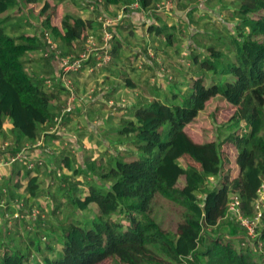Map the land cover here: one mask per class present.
<instances>
[{
    "label": "trees",
    "instance_id": "trees-1",
    "mask_svg": "<svg viewBox=\"0 0 264 264\" xmlns=\"http://www.w3.org/2000/svg\"><path fill=\"white\" fill-rule=\"evenodd\" d=\"M102 1L94 12L120 4H127L125 11L129 12L135 3L142 11L158 10L156 0ZM232 1L230 9L240 21L231 38L234 61H228L227 55L213 45L198 53L197 48L193 49L188 71L194 83L186 99L175 104L173 101L179 95L173 94V101L142 98L137 105L124 107L130 111L131 119L119 132L122 138L132 139L131 149L123 152L127 160L106 152L108 166L104 168L100 162L88 164L93 158L91 155L86 160L85 171L73 167L78 158L72 152L62 155V168L69 171L74 168V172L72 177L60 175L59 181L51 185L67 199L66 204L61 202L55 207L53 214L58 213L61 218L66 206L73 215L96 205L98 216L84 220L72 218L61 226L44 221L40 215L31 217L35 233L26 238L18 234V244L19 239H12L4 247L7 250L0 251V264H34L35 255L43 258L37 264H100L112 256L125 264H264V254L258 249L259 243L264 248V214L254 247L242 246L247 230L228 208L236 196L243 217L253 219L258 191L264 183V0ZM176 2L186 9L194 0ZM22 4L40 9L41 30L36 35L14 36L7 31L6 24L12 19V13L20 14ZM51 9L50 0H0V135L5 136L9 115L16 136L11 143L16 152L41 140L42 128L55 125L59 115L45 86L47 78L56 73V58L53 55L46 58L43 54L47 48L46 34L57 44V40L61 42L66 48L65 56L79 55L80 46L84 50L87 34L93 29L92 21L70 15L63 16L60 26H55L52 23L55 12ZM149 32L161 36L165 28L153 24ZM122 44L112 43L114 57ZM32 52H42L40 58L51 67L45 78L29 73L27 65L34 59L26 56ZM144 54L149 60L147 51ZM214 97L236 107L237 113L232 123L218 129L217 140L200 143L189 133L188 125L196 121ZM66 118L60 131L49 130V134L60 137L61 129H67ZM226 146L237 151L238 173L223 187L204 192L212 182L211 177L222 176V148ZM181 161L188 165L183 166ZM26 170V197L22 200L28 203L40 197L44 190L39 172ZM84 171L97 179L91 180L87 175L83 181L72 182ZM14 187L23 189L21 181H15ZM79 187H83L80 196ZM5 198L8 205L4 204ZM13 200L0 190L4 211ZM161 201L179 206L184 211L183 218L174 225L158 221L157 206ZM18 211L24 216L20 221L17 219L18 223H25V216L32 214L23 207ZM115 216L124 219L126 224L115 220ZM10 222L4 224L6 231ZM238 235H242L241 239H236ZM55 243L61 245L59 250Z\"/></svg>",
    "mask_w": 264,
    "mask_h": 264
},
{
    "label": "rangeland",
    "instance_id": "rangeland-1",
    "mask_svg": "<svg viewBox=\"0 0 264 264\" xmlns=\"http://www.w3.org/2000/svg\"><path fill=\"white\" fill-rule=\"evenodd\" d=\"M157 2V0H156ZM164 2V3H163ZM166 3V7L162 4ZM193 3V2H192ZM50 4L52 5L51 11H54L55 14L52 18V23L55 26H60L61 19L65 15H70L75 18H79L80 15L78 13V10L81 8L87 9L81 1L78 0H50ZM80 4V5H79ZM195 6L202 7L205 11L203 13H194L192 15V21L190 24H187L185 22L180 23L177 25L178 21L175 19L174 27L167 28L165 33L162 34V36H157L155 38L154 34H151L148 30V35L146 36V40H149V43H151V46L148 48L152 50V54L155 56V60L158 62V74H148V73H142L146 72L147 67L146 63H143V60L140 61L136 60L137 53L140 52V48L145 50L146 42L144 38L141 35V32H138L137 37L135 38L136 44L134 47L135 52H131L133 48L129 49V51L126 53L125 57L127 59L126 63H123L121 60L118 61L117 65H115L116 68L123 69L126 74H116V77L112 76L111 78L104 80L105 77L102 74H96L98 70H103L104 67H101L100 69H95L92 74L88 71L87 78L85 75H80L78 77L77 74L82 73L85 68H83L80 72H75L70 74L71 80L75 83V87L78 90L80 99L75 104V109L73 112H70L67 115V121H69L70 118L75 117L78 108L80 110L84 109L83 113H86V115H93L95 110H100L96 114V118L93 121L94 127L91 125L90 127V121L87 120L84 116L85 114L81 115V119L78 120L76 123V126L74 129H77L75 131V134L78 135V137L82 138L84 137L83 145L86 146L87 153H82V155H79L78 162L76 161L75 167H81L83 170L87 171L86 168L88 165H86V160L90 158L91 155H93V158L90 159V162L88 164H95L96 162H100L104 168L108 166L107 160L105 157L106 152H110L111 154H114L116 157L120 160H127L126 155L123 154L124 151L130 150V143L132 139L122 138L120 135V128L125 125L127 121H129L131 118L128 115L129 110L125 109L124 107L131 106V104L134 103V100H138L137 104L140 99L142 98H148L150 100H153L155 98L164 99L167 98L171 101H173V94H178L179 99H176L173 101L175 104H180L183 99L187 98L189 95V91L193 87V78L191 74L188 71L189 66L191 65V54L193 53V42L194 39L197 41V46L199 48L196 49L197 53L201 52V50H204V48L207 45H213L218 50L223 52L228 57V61H234V53H233V46L231 44V38L232 34L236 32V26L240 22L238 17L232 13L231 9L233 6L232 0H194ZM79 5V6H78ZM160 5L162 6V10H156L158 12L162 11H172L173 10V2L170 0H162L160 1ZM23 10H21L20 14L17 12L12 13V19L6 24L7 31L10 35L19 36L22 33L30 34V35H36L38 31L41 29V19H40V9H34V7L23 5ZM90 10V9H88ZM196 10V9H195ZM199 10V9H197ZM90 12H92L90 10ZM198 12V11H197ZM176 17V15H174ZM103 16H100L99 18V24L100 29L99 32L101 33L102 28V21L101 18ZM123 19V17H122ZM118 23H114L113 25H117ZM167 24V23H166ZM130 25V24H129ZM14 26V27H13ZM20 26V27H18ZM167 26V25H166ZM134 26L130 25L131 31H133V35H135L136 29L133 28ZM115 28L112 32V35L114 36ZM91 35V33L89 34ZM114 38H112L113 43ZM58 49L65 52V49L61 42L59 40ZM191 43V44H190ZM174 46V47H173ZM195 46V44H194ZM173 47V49H172ZM147 48V49H148ZM148 49V50H149ZM142 50V51H143ZM158 52H157V51ZM170 50L171 52H169ZM158 54H155V52ZM166 51V52H165ZM169 54H168V53ZM134 53V55H133ZM141 53V52H140ZM184 53L189 54L190 56H186ZM144 54V53H143ZM168 54V55H167ZM42 52H32L29 53L27 57H32L34 59V62H31L27 65V68L29 70V73L34 76L38 77H44L46 75V71L44 70V64L40 57H42ZM112 58L110 61H114V55L112 54L109 56ZM163 58L165 61H163ZM117 59V57H116ZM125 59V60H126ZM152 59V58H150ZM110 63V62H109ZM108 63V64H109ZM128 67L126 68L125 66ZM56 67L59 70V65ZM107 68V67H105ZM135 68V69H133ZM56 69V70H57ZM133 70H137V72H133ZM142 73V74H138ZM61 74V72H59ZM75 76V78H73ZM77 77V78H76ZM114 77V78H113ZM133 77V78H132ZM136 78H141L140 81L144 82L141 90L134 91L129 88H126V81L128 79L132 80H138ZM146 78V79H145ZM142 82L140 83L142 85ZM210 83H207V86H209ZM45 86L48 90V94L52 99V102L54 104V107L56 108V113L59 114L58 118L61 119V114L64 108L67 107V99L69 97V93L64 89V87L61 85L60 82L57 83V86L53 84V86L50 88L48 87L47 83H45ZM159 87V88H158ZM157 88V89H154ZM112 90V91H109ZM86 92H89L86 94ZM111 92L110 95L112 99L108 102H104L103 98L99 99V97L104 96L105 93ZM100 94V95H99ZM103 94V95H102ZM187 94V95H186ZM138 95V96H137ZM59 99V101H58ZM99 100V101H98ZM103 103V106L101 104ZM59 107L60 110L57 109ZM123 108V109H121ZM237 113V108L234 106H231L226 101H223L220 97H214L211 100L208 101L206 108L204 111L200 113L196 121L188 125V131L189 133L193 134L195 139L200 143H208L211 141L217 140V132L218 129L221 126H226L232 123V119ZM109 124H107V122ZM63 122V121H62ZM82 122V123H81ZM102 125H101V123ZM63 124V123H62ZM58 124V122H55V125L47 126L45 128H42V136L41 139L44 141V147L45 149L49 150L50 155H44L43 157L50 163V167L53 168V160H55V156L58 155V150L62 149L59 147V145L65 143V148H68L69 146H66L67 141L64 142V140H61L59 137H55V135H50L49 133L46 134V130H51L52 128H55L53 132H56L59 130L58 127H63ZM5 136L0 135V147L2 148L7 143L10 144L11 140H16L15 132H12L14 130V125L12 124V121L8 118L6 120V126H5ZM60 132L62 135L67 134V129H61ZM91 131L93 134L94 132L98 131V135L94 134L93 139L91 138L92 135L87 136L85 132L88 133V131ZM60 131V130H59ZM83 131V132H82ZM49 132V131H48ZM14 133V134H13ZM86 135V136H85ZM98 137H97V136ZM65 136V135H64ZM88 137V138H87ZM121 137V138H120ZM59 144V145H58ZM29 145V144H27ZM42 148V149H43ZM73 151V152H72ZM71 152L72 154H75V150L73 149ZM223 151V173L222 176L218 179H215L214 181L208 183L206 187L204 188V192H207L209 190L213 189H219L223 187L226 183L233 180L237 173H238V167L236 165V157H237V151L231 147L226 146L222 148ZM65 152V151H64ZM41 154V150L35 153V155ZM84 155V156H83ZM36 159L39 158V156H35ZM48 159V160H47ZM4 160V157L2 156L0 158V162ZM47 163V164H48ZM19 164V163H17ZM16 164V165H17ZM43 167H39L38 165L34 169V172L37 171H43L47 170V165ZM181 164L183 166H187L188 163L185 161H181ZM57 167L61 168L60 172L62 176H73L74 168L73 170H65L62 168V164H56ZM25 167L27 165H24ZM10 167L6 168L8 171ZM5 168H3L4 170ZM27 169V167H26ZM2 170V172H3ZM85 171L81 173L80 175H77V177H74V180L72 182H75L77 180H85L87 175L89 176V179H93V174L88 172L89 174H86ZM94 172V171H93ZM40 173V172H39ZM61 177L58 176L56 173H51L49 177V181L44 178V200L42 202H39L38 200H33V202L26 203V193L24 191L26 190L24 186H26V182H21L22 190L23 192H20V197L13 196V202H10L6 210L3 212V214L0 217V221L2 220L4 224L9 221V228L6 232L2 226H0V251H6L7 249L4 248L9 245V242L12 241V239L15 237L11 231L13 225L15 226L20 225L22 226L23 230L20 231L21 233L19 235L22 236V238H26L28 235H33L35 232L32 231L35 226L30 221L31 216L28 217L25 216V223L19 222V218H16L17 213H19V205L23 204L24 209H30L32 214L35 216L40 215L44 221L48 220L50 223H54L57 226H61L63 224H66L70 221L72 218L77 219H93L94 217L98 216V208L96 205H92L89 210L84 212H77L76 214L70 215L69 210L64 207L62 210L61 218H58V213L55 216L53 214V211L55 210V207L59 203H65L66 204V196L64 197L61 194H58L55 188L51 187L54 181H57V179ZM97 179L96 177H94ZM60 179V178H59ZM46 180V181H45ZM90 180V181H91ZM59 181V180H58ZM57 181V182H58ZM89 181V180H88ZM89 181V182H90ZM47 182V183H46ZM110 183L108 184L109 188ZM78 191L79 196L81 195L83 191V187H79ZM203 195V194H200ZM6 202L5 205H8L7 199H4ZM264 202V201H263ZM26 203V204H25ZM264 211V207L262 208ZM157 212H158V221L165 222L166 225H174L178 223L183 218V210L177 206L173 205L171 203H167L165 201H161L159 205L157 206ZM6 214L8 216H6ZM115 220L123 221L124 224H126L125 220L122 219L119 216L114 217ZM21 219H19L20 221ZM262 221V220H261ZM51 223V224H52ZM224 223V221L221 222V224ZM30 224V225H29ZM31 224L33 226H31ZM262 224V222L259 223V226ZM43 228L45 227V223L42 224ZM4 231H2V230ZM32 233H30V232ZM208 232H212L211 230H208ZM205 235H209L207 232ZM212 235V234H210ZM214 235V234H213ZM212 235V236H213ZM17 237V236H16ZM242 235H238L236 239H241ZM20 242V239L17 240V244ZM57 243V242H56ZM56 248L59 250L61 248L60 244H56ZM240 242H237L239 245ZM240 248V247H238ZM34 264L43 262V258L41 256L34 257ZM100 264H125L124 262L120 261L118 258L112 256ZM187 264V263H184Z\"/></svg>",
    "mask_w": 264,
    "mask_h": 264
},
{
    "label": "crops",
    "instance_id": "crops-1",
    "mask_svg": "<svg viewBox=\"0 0 264 264\" xmlns=\"http://www.w3.org/2000/svg\"><path fill=\"white\" fill-rule=\"evenodd\" d=\"M78 1H81V0H78ZM160 1H162V0H157V2H156V5L157 6L160 5ZM170 1L173 2V7H172L173 10L172 11H162V12H158L156 10H152V11H142L141 9H137V10H134V11H132V10L129 9L130 11L129 12L128 11L126 12L125 9H126V5L127 4L112 5V6H109V7H104L99 12H94V11L93 12H90V10L84 9V8L79 9L78 10V13L80 15L79 18H82L84 20H89V21H92L93 22V29L87 35H89L90 33L93 34L98 39V41H101V36H100L101 33L99 32L100 24L98 22L100 16H107V17L112 18V19H118V18H120L119 21H121V19L123 17L122 22H120L119 24H117L116 26H114V28L116 29L115 30L116 34L114 35L115 36V39L113 40V44H116L117 41H120L121 43H123L121 45L120 50L117 52V55H116L117 59L115 57L113 63L111 62V64L107 68H104L103 70H98L96 72V74L98 73V74L104 75L103 76V77H105L104 80H107L108 78L109 79L111 78V80H112V76L116 77V74H120V75L121 74H126V72L123 69L116 68L115 65H117V63H118L119 60H121L123 63H126L127 59H126L125 55L129 51V49L133 48V49H131V50H133L131 52H135L134 51V47H135V45H137L135 38L137 37L138 32H141V35H142V37L144 38V40L146 42V44H145L146 47L147 48L149 46L152 47L151 43H149V40H146L145 39L146 36L148 35L147 32H148L149 27L151 25L155 24L156 26L163 27V29L165 28V31H166L167 28H172L173 29L174 23H175L174 22L175 19L178 21L177 25H179L182 22H185L187 24H190L191 21H192V15L194 13H196L195 15H197V13H203L205 11L202 7L195 6V4H193L194 2L191 3V4H189L186 9H182L181 6L177 4L176 0H170ZM81 3H82V1H81ZM197 9H199V10H197ZM174 15H176V17ZM172 17H174L175 19L172 18ZM129 24L132 25V26H134L133 28L136 29L135 35H133V36L131 35V28H130V25ZM120 29H123V32H121ZM154 36H155V38H157L156 35H154ZM192 41H193V42H191L193 44L192 49L199 48L197 46V41H195L194 39ZM194 44H195V46H194ZM173 47H172V49H173ZM80 48H81L80 51H83V47L80 46ZM147 48H144L145 50H143L142 48H140L141 49L140 52L146 53V51L148 50ZM168 51L171 52L170 50H168ZM76 52L77 53L79 52L78 49H76ZM157 52H155V54H158ZM133 55H134V53H133ZM163 61H165L164 58H163ZM43 64H44V70L45 71H49L51 69V67L49 65L45 64L44 62H43ZM56 64L58 66V63L56 61H54L55 71L57 72L58 69L56 67ZM94 65H95L94 59H91L90 63L87 65V68H85V70H83L82 73L77 74L78 77H80V75L81 76L82 75H85L87 78H89V76H88V68L91 67V66H94ZM125 67L127 68L128 65L125 66ZM146 67H147L146 72H142V73H148V74H150V73L153 74L154 73V74H158V71H159L158 62L155 59H150L149 58L148 63H146ZM133 69H135V68H133ZM133 72H137V70H133ZM142 73H138V74H142ZM73 78H75V76H73ZM136 79H138V80H135L134 81L132 79H128L126 81V83H125L126 88H129V89L134 90V91L141 90L140 88H142L144 82L140 81L141 78H136ZM141 82H142V85L140 84ZM154 89H157V88H154ZM109 91H112V90H109ZM110 94H111V92H109L107 94L105 93V95L99 97V99L103 98V101L104 102H108V101H110L112 99L111 96H107V95H110ZM58 101H59V99H58ZM137 101L138 100H134V103L131 104V107L133 105H137ZM99 104H101V106H103V103H99ZM57 109L60 110L59 107H57ZM60 111H62V110H60ZM82 111L84 112V109L83 110H80L78 108V111H77L75 117H72V118L69 119V121H67V127H68L67 134H64L65 136L62 135L61 133L59 134L60 135L59 138H61V140H64V142L67 141L68 144H66V146H69V147L68 148H65V143L64 144H61V145L58 144L59 147L62 148V149H59L58 150V155L55 156V160H53V168L50 167V163L51 162L48 163L49 160L47 159L48 161H46V164L47 163L48 164L46 165L47 167H45V168H47V170H43L42 172L41 171H38V172H40L39 173V176H40V182L42 183V185L44 184L43 176H44V178L48 182L51 173H56L57 176L58 175L59 176L61 175V174H58V173H61L60 172L61 168L57 167L56 164L58 163V164H62L63 165L62 155L65 156V155L69 154L73 149L76 151L75 154H73V155L74 156H77V158H79V155L80 154L82 155V153H85V154L87 153L86 146L83 145L84 137H82V138L78 137V135L75 134V131L77 129H74V127L76 126V123L78 122V120L81 119V115L82 114H85L84 117L87 120L90 121V127H91V125L94 127L93 121L97 117L96 114H99L98 112L100 110H97L96 109L93 115H86V113H83ZM109 122L110 121H108L107 124H109ZM101 125H102V123H101ZM48 131L49 130H46L45 131L46 134L47 133H50V131L49 132ZM85 134L87 136L92 135L91 138L93 139V135L94 134H97L98 135V131L94 132V134L91 131H88V133L85 132ZM38 156L39 157H43V154L42 153L41 154L39 153ZM26 171L27 170L24 167H22V166L16 167V165L10 171L5 170V173L7 175H5V177L0 181V190H4V192H6V193L8 191L9 192V195L12 196V199H13V196L20 197L21 196L20 192H23V191L22 190L15 189L14 183H15V181H21V182L23 181V182H25V177H26V174H27ZM42 189L44 190V187L43 186H42ZM44 194L45 193L43 192V194L40 197H38L37 199H33V200H38L39 202H42L44 200L43 199L44 198ZM33 200L31 199L28 202H33ZM10 205H12V204H10ZM3 212H4V208L0 205V217L3 214ZM0 226H2L4 228V230L6 231V229L4 227V222L2 220L0 221ZM22 230H23L22 226L17 225L15 227V229L13 231H11L12 234L15 236L13 239H16V240L19 239L18 238V234H20L21 233L20 231H22Z\"/></svg>",
    "mask_w": 264,
    "mask_h": 264
},
{
    "label": "built area",
    "instance_id": "built-area-1",
    "mask_svg": "<svg viewBox=\"0 0 264 264\" xmlns=\"http://www.w3.org/2000/svg\"><path fill=\"white\" fill-rule=\"evenodd\" d=\"M89 1L88 3H83L87 9H90L92 12L95 11L97 4H103L102 0H93ZM166 7V3L162 4ZM130 10L134 11L137 9H141L140 5L138 3H135L131 5ZM162 6L158 5V10H162ZM118 19H112L107 16H103L101 18L102 21V28H101V41H98V39L93 35H88L86 39V44L84 46V50L79 55H64L63 51L58 49L57 43L54 41L52 36L47 33L45 36V42L47 45L46 50L43 52L44 56L46 58L50 56H54L56 59V62L59 65V74L58 70L55 73L53 77H48L46 80V83L48 87H52L53 84L60 82L61 85L64 87V89L69 93V97L67 99V107L62 110L61 119L56 117L55 122H58L59 125L62 124L63 118L66 117L70 112H73L75 109L76 102L80 99L79 93L77 88L75 87V83L71 80L70 74L75 72H80L83 68L87 67V65L90 63L91 59H95L96 64L94 66H91L88 68V71L90 74L94 72L95 69H100L101 67H107L111 64L112 61H110L112 58V38L114 37L112 35L113 28L115 25L114 23H118ZM149 49V48H148ZM140 61L143 60V63H147L148 60H146V54L138 53ZM186 56H189V54L184 53ZM147 55L149 58L154 59L155 56L152 54V50H147ZM110 62V63H109ZM109 63V64H108ZM89 92H86V94ZM60 128V127H58ZM55 128L51 129V132L54 131ZM64 129V128H63ZM65 130V129H64ZM44 147V141L41 139L33 146L26 145L22 150L17 151L14 148V145L12 143L4 145L2 148L0 147V158L3 156L4 160L0 162V179L7 175L5 173L6 168L10 167L8 171L13 169V167L19 163L23 165H27V168L30 170H34L36 166L43 167L46 163V159L44 157H39L36 159L35 155L36 152L41 150L43 156L46 154L47 156L50 154L49 150L43 148ZM43 148V149H42ZM15 152V153H14ZM3 168H5L3 170ZM3 170V172H2ZM211 181H214L215 179L213 177L210 178ZM9 195V193L7 192ZM259 198L257 199L255 203V217L253 219L245 218L241 214L240 211V202L239 198L234 196L228 203L229 212L233 213L237 216L238 220L240 221L241 225L247 230V238L244 243H242V246H253V241L257 236V230L260 227L259 223L262 220L264 211L262 208L264 207V183L261 187V189L258 191ZM5 204V202H4ZM23 204L19 205V210L22 209ZM32 213V212H31ZM6 216H8L6 214ZM27 215L26 217H28ZM31 217H38L34 214L30 215ZM16 218L22 219L24 216L20 213H17ZM31 219V218H30ZM258 249L261 251V253L264 254V248L263 244H258Z\"/></svg>",
    "mask_w": 264,
    "mask_h": 264
}]
</instances>
